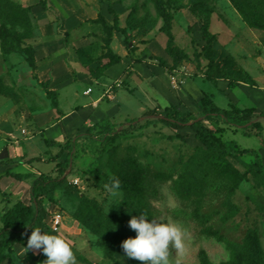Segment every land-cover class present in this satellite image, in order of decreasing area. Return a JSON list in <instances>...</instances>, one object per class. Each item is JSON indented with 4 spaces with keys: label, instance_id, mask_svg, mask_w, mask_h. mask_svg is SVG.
<instances>
[{
    "label": "rangeland",
    "instance_id": "rangeland-1",
    "mask_svg": "<svg viewBox=\"0 0 264 264\" xmlns=\"http://www.w3.org/2000/svg\"><path fill=\"white\" fill-rule=\"evenodd\" d=\"M192 2L163 0L173 16L171 45L183 53L173 65L153 0H46L45 8L39 0H0V22L22 40L10 41V53L0 46V122L20 129L24 138L33 137L35 148L18 143L27 153L44 148L46 132H41L46 127L61 132L59 140L71 142L57 202L44 204L47 226L53 212L63 218L57 232L47 233L59 234L73 246L76 264H132L121 242L136 234L128 226L131 217L145 212L130 192L118 188L114 196L103 179L104 174L114 177L130 159L146 172L149 216L175 223L186 233L181 264L229 259L225 242L208 235V227L238 245L250 229L264 264V148L256 136L245 135L255 131V120L264 134V29L247 21L264 22V0H204L214 35L216 65L210 68ZM31 53L34 68L27 61ZM117 82L119 89L108 97L105 91ZM205 93L220 106L253 108L251 121L235 125L221 117L205 119L198 105ZM115 104L114 112L105 109ZM168 106L191 112L216 130L224 144L256 154L224 157L188 127L175 129L160 120ZM151 119L154 123L143 125ZM103 126L111 133L102 132ZM256 157L262 164L259 176L251 173ZM225 164L246 178L234 186L221 169ZM51 166L35 163L42 171ZM195 209L204 222L193 216ZM176 258L173 249L172 264ZM45 259L36 250L27 254L21 245L1 264H42Z\"/></svg>",
    "mask_w": 264,
    "mask_h": 264
},
{
    "label": "trees",
    "instance_id": "trees-1",
    "mask_svg": "<svg viewBox=\"0 0 264 264\" xmlns=\"http://www.w3.org/2000/svg\"><path fill=\"white\" fill-rule=\"evenodd\" d=\"M157 13L163 20L161 29L168 36L169 41L167 43L166 52L172 59V64H178L183 58V53L180 49L174 48L171 45V26L173 21L172 14L165 8L163 0H153ZM40 5L45 8L46 0H39ZM193 6L200 19V30L202 38L205 40L203 46L204 57L208 61V67L216 65L214 55L212 52V41L214 35L211 33L210 21H211V9L205 4L204 0H193ZM237 10L244 15L241 8L234 4ZM110 11L111 8L109 7ZM113 12V11H112ZM116 21V16H114ZM248 24L251 27L264 29V22H259L253 19H248ZM21 42V38L18 34L10 32L9 28L2 22H0V46L4 53H10L13 48L10 41ZM162 65L164 59L155 57ZM28 64L31 68H34V57L31 53L27 57ZM222 77V76H220ZM44 89L47 93L49 90L44 85ZM53 105L56 106V100L52 98ZM199 113L204 116L205 119L212 117H221L225 121L232 122L235 125H243L251 121L254 113L253 108H239L235 104H230L229 107H220L212 100L210 95L204 94L199 100ZM163 122L167 123L175 129L181 127H188L194 134V137L200 141L203 145L212 147L218 151L224 157L232 156L236 157L239 153L256 154L254 149H241L236 150L230 145L224 144L220 137L216 134V130L207 128L200 120L196 119L195 115L191 112L181 111L174 107H164L160 112ZM135 118L131 119L134 121ZM154 123V120H146L143 125ZM251 127L255 128L254 132L246 131L245 135H254L258 138L262 148H264V134L261 129V123L259 120L251 122ZM101 131L104 133H111L109 126H103ZM43 142L46 146V150L42 157L47 162H54V168L56 175L40 172L37 175L34 173H12L7 172V175H11L18 180H24L34 175V178L30 185V201L25 203L21 200L16 201L10 207L5 208L0 215V264L5 260H9L11 254L14 251L16 244L25 247L27 254H30V250L27 249V237L31 234L33 227H40L43 231H52L49 226L46 225L45 218L48 213V208L45 207L47 201L50 205H54L57 202V195L62 189V182L64 178L62 175L69 164V154L71 149V142L69 140L56 141L53 139L43 138ZM33 159H40L35 157ZM261 160L256 157L253 163L251 173L254 176L261 174ZM223 172L230 175L234 186L246 178V175L240 172L237 168L231 164H225L221 168ZM146 172L143 168L139 167L134 159H130L129 163L124 166L119 173L114 177L103 175L104 181L108 185H112L114 181H119V189L128 191L140 204V208L143 212L149 215L148 202L146 201V190L144 186ZM62 178V179H61ZM83 201L88 202V199ZM193 216L200 222H204L205 218L195 209ZM205 232L215 237L217 240L225 242L226 247L229 250V259L222 261L218 264H262L260 254L258 253L255 236L250 229L245 234V242L243 245L234 244L224 240L223 236L216 230L206 228ZM113 253V250L108 252L109 255ZM83 261H85L82 258ZM132 264H140L139 261L129 259ZM201 264H212L206 260H202Z\"/></svg>",
    "mask_w": 264,
    "mask_h": 264
},
{
    "label": "clouds",
    "instance_id": "clouds-1",
    "mask_svg": "<svg viewBox=\"0 0 264 264\" xmlns=\"http://www.w3.org/2000/svg\"><path fill=\"white\" fill-rule=\"evenodd\" d=\"M119 181H114L109 191L118 195ZM128 226L136 234L121 242L123 253L129 259L140 264H172L171 251L177 253L175 264H181L186 255L181 226L167 221L151 218L146 213L134 215ZM27 249L42 252L46 259L42 264H76L73 246L61 235L44 232L40 227H33L27 237Z\"/></svg>",
    "mask_w": 264,
    "mask_h": 264
},
{
    "label": "crops",
    "instance_id": "crops-1",
    "mask_svg": "<svg viewBox=\"0 0 264 264\" xmlns=\"http://www.w3.org/2000/svg\"><path fill=\"white\" fill-rule=\"evenodd\" d=\"M210 26H211V21H210ZM118 89L119 88H116V91ZM90 92L91 90L89 91V93ZM95 96H92L91 98H94ZM112 100H114V98ZM112 100L110 99L109 101H104L102 103L105 105V103H109ZM102 103L100 104V106L103 105ZM220 107H224V106H220ZM105 109L108 110L112 109V111L114 112L115 109H118V106L115 104L110 107H106ZM45 132H46V135L44 136L45 138L61 141L59 140L60 139L59 136L61 132H59L58 130H55L54 128L46 127L41 133H43L44 135ZM20 141H22V143L25 144L28 150L32 149V147L35 148L33 137L24 138L21 134L20 129L19 131H17V128H12L8 124L0 122V215L5 208L10 207L18 200H21L25 203H29L30 185L34 178V175L43 172V173H49L54 176L53 169H55L54 168L55 163L47 162L45 161L44 157H42V155L46 150L45 144L42 150L37 149L35 152L33 151V153H29V151L27 153L26 150L23 151L19 150L20 146L18 145V143ZM38 156L40 157V159H33ZM36 162L51 163L52 166L49 170L42 171L35 167ZM7 172L34 173V175L24 180H18L11 175H7L6 174ZM17 246H21V245L16 244L14 246V249Z\"/></svg>",
    "mask_w": 264,
    "mask_h": 264
},
{
    "label": "built area",
    "instance_id": "built-area-1",
    "mask_svg": "<svg viewBox=\"0 0 264 264\" xmlns=\"http://www.w3.org/2000/svg\"><path fill=\"white\" fill-rule=\"evenodd\" d=\"M117 87H119V82L115 83L114 87L108 88L105 91V94L108 97L113 96ZM87 91L89 92L90 88ZM62 220H63V218H62V216L60 215V213L58 211L57 212H53L52 215L50 216L49 220H48L49 228L52 231L57 232L60 229L61 225H62Z\"/></svg>",
    "mask_w": 264,
    "mask_h": 264
}]
</instances>
